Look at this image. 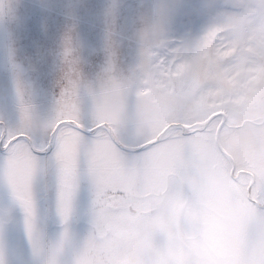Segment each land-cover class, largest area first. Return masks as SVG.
Segmentation results:
<instances>
[{
	"label": "snow or ice",
	"instance_id": "obj_1",
	"mask_svg": "<svg viewBox=\"0 0 264 264\" xmlns=\"http://www.w3.org/2000/svg\"><path fill=\"white\" fill-rule=\"evenodd\" d=\"M226 7L240 11L194 21L205 73L221 63L220 49L215 58L211 55L210 38L215 45L214 34L223 24L243 27L249 16L264 13V0ZM116 9L114 4L108 13L114 15ZM18 10V4L0 0V71L5 76L0 92V264H118L100 256L94 221L110 211L119 193L147 180L144 162L170 142L169 133L185 139L197 134L190 113L213 111L211 120L221 122L217 135L228 127L225 114L207 107L217 98L210 89L170 82V74L184 63L175 58L177 38L170 34L174 21L169 10L162 8L139 32L133 61L119 71L111 59L118 43L114 33L106 32L95 60L88 61L83 42L73 38L78 24L70 11L73 23L62 37V56L79 53L76 61L89 63V70L76 79L69 76L66 83L52 79L53 25L34 49L40 20L21 17ZM145 67L161 85L159 101L143 92L147 85L139 72ZM227 75L220 76L221 83ZM146 103L152 104L155 117ZM116 166L122 173L118 181L111 176ZM248 207L229 242L230 257L213 264H264V189L253 190Z\"/></svg>",
	"mask_w": 264,
	"mask_h": 264
},
{
	"label": "rangeland",
	"instance_id": "obj_2",
	"mask_svg": "<svg viewBox=\"0 0 264 264\" xmlns=\"http://www.w3.org/2000/svg\"><path fill=\"white\" fill-rule=\"evenodd\" d=\"M9 2L18 4V0H3L4 4ZM69 2L76 3L78 0H23L24 7L18 12L21 17L28 15L33 20L39 18L54 24L56 18L52 6ZM83 2L89 6L84 12V26L87 29L90 23H95L96 9L103 0ZM114 2L119 4L120 0ZM225 2L237 4L240 0ZM40 5H46L47 10L38 7ZM180 26L181 22L177 21L175 28L179 29ZM47 28L45 26L38 30L32 42L34 49L44 43ZM53 28L50 42L52 79L53 82L58 79L59 83H66L69 76L76 79L82 73H87L89 63L77 62L75 55L79 53L64 58L62 39L56 38L55 24ZM238 28H241L238 24H223L214 34L217 37L215 45L210 38L213 58L220 49L221 63L214 68V72L220 69L223 73H241L248 69L264 68V49L253 48L250 38L237 31ZM2 30L0 26V33ZM228 32L232 33V37L222 38ZM117 41L111 49V59L119 71L126 69L133 61L137 43L135 51H132L126 39L122 44L119 39ZM98 48L100 46L95 40L90 39L88 61L95 60ZM195 52L197 70L189 71L184 64L183 68L170 74V82L174 81L176 85L180 83L178 81L185 82L183 85L186 88L194 90L204 87L208 73L203 71V57L197 52L196 45ZM144 70L150 75L142 81L147 85L143 92L150 100L156 101L161 85L148 68ZM4 86L5 76L0 71V92ZM52 90L50 87L49 93ZM236 94L240 96L239 92ZM238 100H228L226 104L223 98H216L207 102L209 109L226 115L225 124L228 127L222 129L219 135L216 129L221 128V122L211 120L215 113L208 115L213 111L190 113L191 125L198 130L197 134L185 139L176 132L169 133L170 142L144 162L149 172L147 180L111 200L110 211L93 224L95 243L101 249L102 258L115 259L118 264H213L216 260L230 257L229 242L240 219L249 213V198L253 190L259 192L264 189V155L252 153L251 150L245 154L236 152V131L247 126V123L244 122L242 126V121L237 120L241 117H234L240 109L235 106ZM145 108L155 117L151 103H146ZM121 175L120 166H116L112 170V179L118 181Z\"/></svg>",
	"mask_w": 264,
	"mask_h": 264
},
{
	"label": "clouds",
	"instance_id": "obj_3",
	"mask_svg": "<svg viewBox=\"0 0 264 264\" xmlns=\"http://www.w3.org/2000/svg\"><path fill=\"white\" fill-rule=\"evenodd\" d=\"M117 5L114 15L108 13V9L113 5ZM19 9L24 7L23 0H18ZM230 5L225 0H120L116 4L114 0H103L95 12V23H90L87 29L84 26V12L89 7L78 0L76 3H62L54 5L53 14L56 18V38L62 39L67 27L73 23L69 16L70 11L75 15L77 29L73 32V38L82 41L84 48L82 55L87 57L89 33L93 34V38L97 45L101 46L107 31L111 30L116 39H125L128 42L129 49L135 51L137 37L139 32L148 24H150L157 13L163 8L170 11L174 26L171 35L177 39L174 47L178 49L175 58L188 66L189 71L197 70L198 59L195 52L197 42L198 25L194 23L196 19L205 22L210 18H220L225 14H234L239 9L226 7ZM195 6L196 11H194ZM248 23L237 31L242 32L246 38H250V44L253 48L264 49V13L251 15ZM181 22L179 29L175 28V23ZM232 33H224L222 38L230 39ZM139 75L143 81L149 77L144 68L140 69ZM54 83H59L58 79H54ZM259 95L256 97L257 105L264 109V82L258 85ZM159 101V95L156 96ZM206 131V129H205ZM202 134V133H201Z\"/></svg>",
	"mask_w": 264,
	"mask_h": 264
},
{
	"label": "crops",
	"instance_id": "obj_4",
	"mask_svg": "<svg viewBox=\"0 0 264 264\" xmlns=\"http://www.w3.org/2000/svg\"><path fill=\"white\" fill-rule=\"evenodd\" d=\"M55 21L56 20H54L53 22L54 24ZM50 23L52 22H48L47 20H40L39 27L34 30V36H37L38 30L40 28L48 26ZM0 26L3 27L2 25ZM2 41L3 30L0 33V44H2ZM222 74L223 72L220 69L217 70V72H209L208 79L205 78L206 84L204 85V87L206 89H210L217 98H223L227 102L226 104H228V100L239 99L237 102L238 105H236V103L235 106L240 109L236 111L237 114H234V117L235 119L241 117L237 120L242 121V126L245 125V123H247V126L243 127L241 130L238 129L236 131V152L245 154L249 153V151L251 150L250 152L252 153H262V155H264V109L261 110V108L256 103V97L259 95L258 85L264 82V68L248 69L246 70V72L242 71L241 73H229V75L223 78V83H221L220 79V76ZM178 82L180 83L176 85L177 87L181 85L187 87L186 85H183L186 84L185 82ZM239 86L242 87L239 88ZM236 92H239L240 96H238ZM212 113L214 112L208 113V115L210 116ZM241 121L238 122L241 123ZM251 138L254 140V143L252 142ZM255 149L257 152L255 151Z\"/></svg>",
	"mask_w": 264,
	"mask_h": 264
}]
</instances>
